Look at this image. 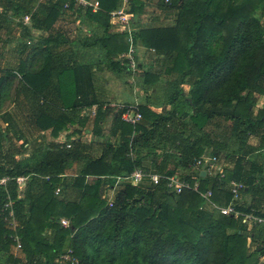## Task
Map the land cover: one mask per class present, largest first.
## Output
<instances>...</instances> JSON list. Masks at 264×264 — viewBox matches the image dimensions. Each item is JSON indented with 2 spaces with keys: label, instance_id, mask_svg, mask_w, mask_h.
<instances>
[{
  "label": "trees",
  "instance_id": "16d2710c",
  "mask_svg": "<svg viewBox=\"0 0 264 264\" xmlns=\"http://www.w3.org/2000/svg\"><path fill=\"white\" fill-rule=\"evenodd\" d=\"M86 1L98 3V9L87 10L85 18L101 34L92 42L84 38L83 45L105 50L114 73H128L113 62L129 46L126 33L110 32V14L120 7V1ZM67 2L56 0L55 11L49 15L52 22L66 13L63 5ZM169 9L176 14L172 26L146 27L133 34L136 45L145 51L153 49L150 55L168 66L161 74L142 73L144 92L163 87L161 113L150 104L139 105L136 110L141 120L135 125L122 121L124 109L113 115L112 132L119 130L131 139L94 146L85 144L80 132H73L76 139L68 135L67 143L53 145L43 158L22 162L15 157L18 150L13 154L11 143L4 145L10 125L0 127V180L8 178L0 185L4 263L68 264L58 261L66 245L76 264H264L259 262L264 249L259 251L262 247L258 246L253 252L248 245L250 238L264 244V226L258 232V226H253L252 234H247L240 218L223 216L218 209L205 210L208 202L203 198L210 190V202L217 208L226 207L232 196L224 186L230 181L242 183L241 196H248L249 202L237 203L236 209L264 216V156L259 159L256 155L264 148V109L256 114L253 111L254 90L264 76V0H171ZM129 11L133 18L145 13L137 0H131ZM62 44L70 45L59 34L47 40L42 57L52 56ZM52 66L28 71L24 63L19 78L7 71L0 82V104L6 98L15 102L18 95L24 96L31 106L26 121L38 130L51 128L57 137L75 124L81 108L96 101L85 90L93 76L90 66ZM14 84L22 90L12 97ZM49 84L58 85L52 93ZM50 100L58 104V112L46 111L45 102ZM16 105L25 115L27 109ZM102 111L98 105L95 126L107 113V109ZM5 117L8 123L10 118ZM253 140L255 144H251ZM204 157H215L224 168L221 182L217 177L193 173L195 161ZM81 162L83 167L73 185L78 199L70 202L56 196L55 190L63 188L61 175L67 166ZM148 162L152 173L177 175L191 183L198 180L197 191L171 193L164 179L148 187L124 185L113 194L110 207L107 193L116 179ZM169 162L173 168L167 170ZM21 176L29 177L22 197L16 184ZM88 177L93 178L90 184H86ZM8 202L22 244V257L16 259L8 254ZM62 218L69 221V227H61ZM47 233H51L49 239Z\"/></svg>",
  "mask_w": 264,
  "mask_h": 264
},
{
  "label": "crops",
  "instance_id": "0c3cea01",
  "mask_svg": "<svg viewBox=\"0 0 264 264\" xmlns=\"http://www.w3.org/2000/svg\"><path fill=\"white\" fill-rule=\"evenodd\" d=\"M137 1L143 4L145 13L133 18L132 24L130 25L133 34L146 27H168L174 24L176 14H167L168 12H166L167 15L165 16L158 14L153 17V19H150L147 17V13L155 10L150 0ZM55 3L56 0H0V82L7 71L13 72V74L19 78L18 72L24 63L28 71L35 70V67L40 65L43 67V70L49 69L51 65L55 68L58 67V69L67 66L88 65L91 67L93 76L90 83L86 85L85 90L89 93V97L96 101V104L81 108L78 112L75 124L69 126L68 131H62L55 137L52 135L51 128L38 130L33 124L31 125L26 121L25 117L29 115L31 106H27L29 102L25 101L24 96L18 95L16 99L17 102H14V100H7L6 98L2 104H0V127L3 128L8 124L10 125L9 130L5 133L4 145L6 146L7 143H11L15 151L13 154H16L18 150V155L15 157L18 161L22 162H34L35 157L43 158L53 145L67 143L69 138L68 135H71L73 132H80V138L87 145L91 144L95 146L106 142L124 143L131 139V137L120 133L119 130L112 132L114 114L120 112L125 106L134 105L138 107L144 104H150L155 112L161 113L164 106H162L161 94L157 95V97H151L150 92H144V85L142 83L144 76H134L125 72L122 74L114 73L108 66L109 63L105 56V50L94 46L85 47L83 45L84 38L92 42L101 34V32L99 30L97 32V28L91 26L85 18V12L91 9L90 7L72 5L73 8L71 10L67 9L66 13L60 14L59 16L57 15L52 22L49 15L55 11ZM128 3L130 5L131 0H128ZM147 3L149 6L146 5ZM93 11L95 12L96 10ZM25 17H27L26 20ZM50 23V28L46 29ZM110 26L111 33H120L112 23V20L110 21ZM92 32L95 33L94 36ZM57 34L63 36L70 45L62 44L57 47L58 50H56L52 56L42 57L41 51L45 49L46 41L53 37L55 38ZM59 42H61V39ZM137 46L140 52L139 63L142 64V68H140L142 73H144V71H149L161 74V71H164L165 67L168 66L163 60L149 55L143 46ZM117 56L113 58L114 63H117ZM261 71L264 74V64L261 66ZM169 78L171 79V76H169ZM124 83L127 85L126 91H124V93H118L120 90L119 85ZM56 86L58 85L49 84L51 93L55 91V88H57ZM187 89L188 88L185 87V90ZM20 90L22 89L18 87V84H14L11 88V96L15 97L14 94L16 91ZM1 91H3V88ZM160 92H162L161 89ZM254 98L255 104L253 111L254 114H256L260 109H264V76L254 90ZM87 100L89 102V98ZM17 103L22 107V110L27 109L25 115L18 110ZM45 105L48 113L52 112V109L54 112H58L59 110L57 109L58 104L55 101L50 100L49 103L45 102ZM98 105H102L103 111L107 109V113L102 116L100 124L95 126L94 119L97 116ZM165 107L167 106L165 105ZM6 114L10 118L8 123L5 117ZM79 118L81 121H78ZM77 136L78 135H71L70 139H76ZM251 144H255V141L253 140ZM4 150L5 149H3V151ZM256 155L261 159L264 156V148L262 147ZM82 167V162L73 163L67 166L64 174L61 175L64 185L63 188L59 187L58 189L61 190L60 197L66 201H75L79 197V192L73 185ZM166 168L167 170L172 169L173 163H166ZM192 171L193 173H198L196 170L192 169ZM201 173H203L202 170L199 171L200 176ZM205 176L206 174L201 177ZM26 178L27 180L22 187L20 197L24 195L27 183L29 182V177ZM36 179L47 180V178ZM92 180L93 178L88 177L86 179V184L92 183ZM124 185L135 186L127 181L119 183L116 181L115 186L107 193L109 198L112 199L113 194ZM139 185L141 187H148L151 184L148 178H144ZM248 199L249 197L243 194L238 204H248ZM204 209L210 212V210L212 211L217 208L210 202L205 204ZM261 213L264 214V206ZM262 218H264V216ZM260 227L261 226L255 227L256 232L262 229ZM252 229L253 227H246L245 231L247 234L251 235L252 232L250 231H252ZM46 237L49 239L51 233H47ZM252 241L251 238L248 240L250 251L252 246L251 243H253ZM65 247V249L69 248L66 245ZM0 253L2 257L5 256L6 260V255L2 252ZM8 254L14 259L22 257L21 253L15 251L12 244H10ZM260 257H264V255ZM259 262L264 263L261 259H259ZM0 264L8 263L0 262Z\"/></svg>",
  "mask_w": 264,
  "mask_h": 264
},
{
  "label": "built area",
  "instance_id": "2783aa9c",
  "mask_svg": "<svg viewBox=\"0 0 264 264\" xmlns=\"http://www.w3.org/2000/svg\"><path fill=\"white\" fill-rule=\"evenodd\" d=\"M120 7L113 11L111 15L112 23L116 26L119 32L126 33L128 36V49L127 51L123 52L122 54L118 55L116 58V62L119 63L129 74L132 75H139L142 74V71L139 68V47L134 43L133 39V31L130 29V25L133 21V15L130 13V5L128 0H119ZM71 5H78L82 7H90L92 10L98 9L97 2H90L86 0H68L67 3L63 5V10L69 9ZM163 5L169 9L171 6V0H164ZM170 10V9H169ZM171 11V10H170ZM172 12V11H171ZM27 17H25V20ZM146 52L150 54H154L153 49H148ZM124 111L122 113V120L126 123L131 125L137 124L141 120L140 113L136 110V107L125 106L123 107ZM70 146L67 145V148ZM150 164H142L140 168L134 170L131 174L127 177L117 178V183L127 181L133 185H138L142 182L144 178H148L149 182L152 185L159 184L161 179L166 181V187L168 191L171 193H175L177 195L182 194L185 191H197L199 184L198 180L194 183L190 181L180 179L177 175L171 176H162L157 173L150 172ZM193 170L199 172L202 170L206 175H210L213 177H217L218 181L221 182L224 178V168L221 165H218L217 159L215 157H204L195 161L192 166ZM8 178H3L0 180V185H5ZM27 178L26 177H18L16 178L17 190L20 192L22 190L23 185L25 184ZM226 190L231 194L232 198L226 207L217 208L219 212L223 216H232L235 219L240 218L242 223L247 226V228H251L253 226H264V218L255 215L253 210L250 213L243 214L236 209L237 203L241 198V193L245 189L244 184L238 183L235 181L227 182L224 186ZM60 194V189L55 190V195ZM212 193L211 191H207L203 194V198L205 201L210 203V197ZM112 199L108 200V205L111 207ZM5 208L8 210L7 213V222H8V230L10 231L9 239L11 240V244L13 245L16 252L21 251L22 244L21 240L19 239L18 235L16 234V227L17 222L14 218L13 212L11 211V203L8 202L5 205ZM61 227L67 228L69 227V221L65 218L60 219L59 221ZM58 261L61 263H68V264H76L77 260L73 257L72 251L70 248L65 249L62 253L58 256ZM21 264V263H18Z\"/></svg>",
  "mask_w": 264,
  "mask_h": 264
},
{
  "label": "rangeland",
  "instance_id": "374dc122",
  "mask_svg": "<svg viewBox=\"0 0 264 264\" xmlns=\"http://www.w3.org/2000/svg\"><path fill=\"white\" fill-rule=\"evenodd\" d=\"M150 2L152 3V5L155 7V10H153V11H150V12H148L147 14V17L148 18H150V19H153V17H155L156 15H158V14H162L163 16H165V15H167V14H172V13H174V12H171L169 9H167V7H165L164 5H163V3H164V0H150ZM147 6H149V4L147 3L146 4ZM166 12H168L167 14H166ZM175 15V14H174ZM262 20H264V18L262 19ZM161 73H163V71H161ZM139 75H141V76H143V74H139ZM164 77V76H163ZM164 80L165 79H167L166 77L165 78H163ZM121 83H123V82H121ZM119 87H120V90L118 91V93L119 92H122V93H124V91H126V89H127V85H126V83H124V84H122V85H119ZM156 89L153 91V90H151L150 91V96L151 97H153L154 96V93H156V94H161V92H160V89L162 90V88L163 87H161V86H156L155 87ZM129 92V91H128ZM139 94V93H138ZM162 96V95H161ZM162 100H163V97H162V99H161V102H162ZM131 107H136V106H134V105H132ZM251 251H256L257 250V247L259 246V247H262V248H259V251H262V249H264L263 247H264V244H260L259 242H253V243H251ZM260 245H262V246H260ZM18 253H21V251H19ZM259 256H261V255H259ZM259 259H261V261H264V257H259ZM5 261V256L4 257H2L1 256V253H0V262H4Z\"/></svg>",
  "mask_w": 264,
  "mask_h": 264
},
{
  "label": "water",
  "instance_id": "95a60500",
  "mask_svg": "<svg viewBox=\"0 0 264 264\" xmlns=\"http://www.w3.org/2000/svg\"><path fill=\"white\" fill-rule=\"evenodd\" d=\"M262 23V26L264 27V20L261 22ZM205 175V173H201V176Z\"/></svg>",
  "mask_w": 264,
  "mask_h": 264
}]
</instances>
